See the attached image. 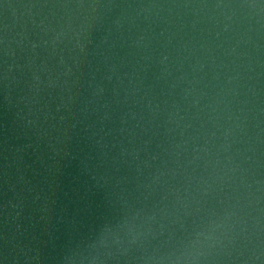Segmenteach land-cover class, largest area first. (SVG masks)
<instances>
[{
  "label": "water",
  "instance_id": "95a60500",
  "mask_svg": "<svg viewBox=\"0 0 264 264\" xmlns=\"http://www.w3.org/2000/svg\"><path fill=\"white\" fill-rule=\"evenodd\" d=\"M8 199L5 264L125 217L131 264L198 230L207 264H264V0H0V235Z\"/></svg>",
  "mask_w": 264,
  "mask_h": 264
},
{
  "label": "clouds",
  "instance_id": "9594fccd",
  "mask_svg": "<svg viewBox=\"0 0 264 264\" xmlns=\"http://www.w3.org/2000/svg\"><path fill=\"white\" fill-rule=\"evenodd\" d=\"M28 125H33L34 121H27ZM10 149L7 147L6 152ZM19 151V149H16ZM64 156L71 163L75 157L65 151ZM5 167H11L8 155H5ZM14 162V161H13ZM80 165L84 173H90L87 159H81ZM96 181V187L101 188L95 175L91 177ZM4 180L7 183L8 191L16 194L15 184H10L8 174H5ZM23 197H20L22 202ZM11 207L13 210L21 207V203H14L12 199H8L3 205L4 213V232L0 235V241L3 243V259L0 264H5L6 261L16 259L15 252L17 248V233L19 224L14 223L20 216V212L9 219L7 209ZM135 219V216L132 217ZM14 224V226H12ZM145 233L137 230L136 226L130 223V220L125 217L116 222L111 220H102L96 227L93 235L88 238H74L69 235L62 237L55 233H49L42 244L35 243L19 251L26 252L25 259L39 262L46 256H50L54 260V264H131L132 261L138 258L133 253L142 247V238ZM205 242L207 249H212L219 240L214 238L210 232L204 230L194 231L183 247L178 251H174L164 255H147L139 258L143 260V264H207L210 256V251L205 250ZM47 249V254H45Z\"/></svg>",
  "mask_w": 264,
  "mask_h": 264
}]
</instances>
